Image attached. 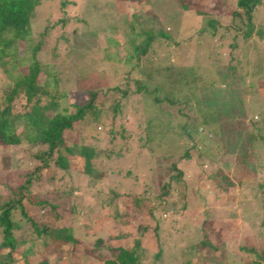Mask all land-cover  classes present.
<instances>
[{
  "label": "rangeland",
  "instance_id": "rangeland-1",
  "mask_svg": "<svg viewBox=\"0 0 264 264\" xmlns=\"http://www.w3.org/2000/svg\"><path fill=\"white\" fill-rule=\"evenodd\" d=\"M190 1L184 0L187 4L184 6L179 0H40L31 19L33 36L20 44L13 67L28 64L32 58L26 50L40 43L37 53L40 82L58 83L59 107L64 112L73 110L72 104L84 103L90 88L121 86L127 76L140 78L148 92L143 94L139 105L127 108L124 117L133 135L141 133L146 126L153 132L168 121L174 125L173 109L161 107L155 113L147 110L152 107L153 92L150 91L155 86L161 89L158 98L166 94L181 103L186 100L183 108L181 104L178 107L187 113L188 108L196 114L199 109L202 112L215 108L220 118L223 117L224 123L220 125L223 127L216 137L210 139L201 135L199 140L206 149L212 144H218L219 149H215L212 156H194L195 161L178 163L187 173L175 205L160 213L157 232L162 252L158 264H248L249 255L240 248L264 247V0H260L253 12V27L247 38L243 35L244 24L237 18L232 19L228 12L214 13L213 4H227L233 11L236 0H193L195 8ZM148 31L156 37L150 41V49L163 66L151 69L153 79L145 75L147 69L141 60V64L134 66L132 57L135 45H144L146 41V36L141 34ZM207 125L203 133L211 126ZM169 127L164 135L170 133ZM90 128L87 124L78 132H82L79 139L70 135L66 140L73 151V154L61 151L70 161L66 171L52 165L37 173L30 185L34 195L58 189L73 190L74 194L61 200L64 201L62 220L71 225L74 237L89 245L99 236L105 238L112 234L110 220L114 216V206L106 205L113 204L114 199L108 192L107 179L85 188L84 160L74 144L78 146L79 141H83L104 147L107 142L105 129L96 128L92 131L97 132L96 135L90 136ZM174 142L160 135L158 143L146 144L149 150L146 149V155L141 152L140 158L135 156L134 161L119 164L117 168L122 172L133 168L132 172L136 170L140 179L150 169L157 168V158L179 156L181 152L171 148ZM177 142L176 145L181 140ZM221 143L228 146L225 150L229 153L223 150ZM131 145H137L134 139ZM38 150L26 143L0 148V194L24 182L26 174L42 165L34 157ZM223 153L226 162L220 160L224 158ZM254 161L255 165L260 164L258 168L252 164ZM244 164L256 169L237 183L233 170L242 174L238 168ZM216 168L227 174L229 182L223 181L220 186L210 184L209 177ZM135 186L130 188L131 192L141 193L140 183ZM152 192L156 193L155 189ZM25 203L30 212L43 215L46 220L44 212ZM69 205H76L77 213L73 217L66 211ZM131 206L130 200H124L117 209L128 215L133 213ZM135 223L146 225L140 264H149L155 247L151 236L153 223L149 217L139 214L129 220L125 230L135 233ZM217 229L222 237H216ZM203 235L208 236L214 247L206 246L198 251L194 246ZM133 244L132 238L126 255ZM26 246H18L16 250L26 249ZM35 251L33 260L45 257L50 264H68L65 258L57 260L55 253L40 245ZM87 257L85 254L78 260L83 264H99L87 263Z\"/></svg>",
  "mask_w": 264,
  "mask_h": 264
},
{
  "label": "trees",
  "instance_id": "trees-1",
  "mask_svg": "<svg viewBox=\"0 0 264 264\" xmlns=\"http://www.w3.org/2000/svg\"><path fill=\"white\" fill-rule=\"evenodd\" d=\"M179 1L182 5H187L183 3L184 0ZM39 2L40 0H0V148L26 143L39 149L34 157L37 162H42L41 166H36L34 170L26 174L24 182L10 188L8 193L0 194V264H18L19 262L20 264H50L45 257L38 260L32 259L37 245L55 253L57 260L65 258L68 264H83L78 259L85 254L88 255L87 263L140 264L144 252L142 239L147 229L146 225L135 223L133 228L135 233L126 231L124 228L129 225V220L135 219L139 214L149 217L153 223L151 236L155 241V247L149 264H158L162 252L157 232L160 213L166 212L175 200L179 199V195L182 194L181 188L184 186V174L187 173L178 166V163L184 160L195 161L194 156L199 158L209 157L210 154L212 156L213 151L219 149L218 144L210 145L207 147L209 149L204 148L203 141L199 140V137L201 135L203 138L210 139L216 137L223 127H220L224 123L223 117L220 118L213 107L202 112L199 109L197 114L188 108L187 113L178 107L181 104L183 108L187 104L186 100L181 103L177 98L166 94L158 98L161 89L155 86L150 91V93L153 92V98L150 99L152 107H147V110L155 113L160 111L161 107L173 109L175 114L171 117L174 125L168 121L165 126L159 125L153 132L148 131L149 127L146 126L141 133L139 131L133 135L124 121L126 110L139 105L143 94L148 91L147 85L140 78L128 76L121 86L110 85L88 89L87 100L84 103L72 104L73 110L64 112L59 107L58 83L45 85L40 82V63L37 60V53L41 49L40 43H34L31 49L26 50L32 58L28 64L13 67V62L19 54L20 44L27 42V39L33 36L31 19ZM259 3L260 0H236L233 11L227 4H213V7L215 14L221 15L228 12L232 19L237 18L240 24H244L243 35L247 38L251 35L252 15ZM189 4L195 8L193 0ZM45 33L44 31L42 35ZM152 34L150 31L143 32L141 36H146L144 45L136 44L132 51V57L135 59L134 66L141 64L142 61L147 69L144 73L151 79L154 78L151 69L163 67L150 49V41L156 38ZM87 124L91 125L88 132L90 136L96 135L97 132H92L96 128L105 129L107 142L104 147L93 142L85 144L79 141L78 146L74 144L77 153L84 160L85 188L94 187L97 182L107 179L110 184L108 192L114 198L113 204L106 203L107 206H114V216L111 220L109 219L113 224L111 227L113 232L105 238L97 237L91 245L74 237L71 225L62 220L61 208L64 201L61 200L68 194H74L72 189H58L56 192L45 193V195H34L30 190V185L36 178L35 175L41 170L55 165L56 168L66 171L70 161L61 151L73 154L72 148L66 145V140L70 135L77 137L82 133L78 132L82 131ZM205 124H211V126L203 133ZM167 126H170L171 131L168 135L167 133L164 135V131L168 129ZM160 135L164 138H172V142L176 141L171 144V148L181 152L177 158H157L155 162L157 168L150 169L146 175L141 173L143 176L140 179L135 174L136 170L132 172L133 168H128L124 172L117 168L119 164L134 161L135 156L140 158L141 152L146 155V144L158 143ZM133 139L137 143L135 146L131 145ZM92 140L95 141V139ZM179 140H181L180 144L176 145ZM222 147L225 152H228L225 150L227 145L222 144ZM222 156L224 158L220 160L226 162L224 161L225 153ZM163 163L166 165L162 166ZM255 163L254 161L252 164L258 168L260 164L255 165ZM252 168L244 164L238 168V172L242 174H238L234 169L233 176L236 175L237 183L251 176L252 174L249 173H254ZM229 179L227 174L216 168L209 177V182L211 185L220 186L223 181L229 182ZM136 183L142 186L141 193L131 192L132 188L136 187ZM154 189L156 193L152 192ZM124 200H130L133 213L127 215L117 209L119 202ZM26 201L29 206L44 212L46 220H43V215L30 212ZM75 206L69 205L66 208L72 217L77 213ZM156 213L158 216L155 217ZM217 230L216 237H222L220 230ZM132 238L134 244L126 255L127 245ZM22 245H27L26 249L16 250ZM206 246L212 248L214 244L208 240L207 235H203L202 240L194 247L202 251ZM77 248L81 251L77 252ZM240 249L249 255L248 264H264L263 245L242 246Z\"/></svg>",
  "mask_w": 264,
  "mask_h": 264
}]
</instances>
